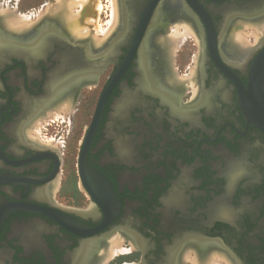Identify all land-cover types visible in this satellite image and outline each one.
Wrapping results in <instances>:
<instances>
[{
	"label": "flooded vegetation",
	"instance_id": "af4514ba",
	"mask_svg": "<svg viewBox=\"0 0 264 264\" xmlns=\"http://www.w3.org/2000/svg\"><path fill=\"white\" fill-rule=\"evenodd\" d=\"M118 3L95 52L48 20L24 37L0 31V264H93L114 232L143 250L140 264H175L193 240L264 264V130L239 103L264 45L239 60L223 48L230 24L264 13V0ZM180 16L202 40L196 94L158 76L152 41ZM181 58L177 72H189ZM68 90L75 108L92 107L76 169L44 139L56 128L37 130Z\"/></svg>",
	"mask_w": 264,
	"mask_h": 264
},
{
	"label": "bare ground",
	"instance_id": "6f19581e",
	"mask_svg": "<svg viewBox=\"0 0 264 264\" xmlns=\"http://www.w3.org/2000/svg\"><path fill=\"white\" fill-rule=\"evenodd\" d=\"M111 3V20L107 29L105 27V29H103L101 27L102 25L99 26L95 22L96 28L93 32L88 25L92 24V20L90 19V16H93L92 11L98 8L97 0H54L47 5L44 12L39 13L40 15L36 20H33L32 17L31 19L28 17L26 18V16H20L14 11H4L0 8V31L8 32L13 34V36L24 37L30 35L32 31L38 28L41 22L43 23L48 20L51 25L56 28V32L60 31V34L71 44H90L92 51L95 52L106 44L119 20L117 9V5L119 4L118 0H111ZM91 4L93 5L91 6ZM191 21L192 20L184 16H180L179 19H174L172 35L165 36L164 33H159L152 41V46L157 52L156 59L160 83L174 91L180 90L181 88L186 90L189 86L196 87V85L199 84V56H195V63H193L194 65L191 67L190 73L185 77H182V75L177 72L178 70L173 67L176 51L182 44L183 39L187 36H192L195 39L199 51L202 48V40L195 25H193ZM249 35L255 37V44H252L248 40ZM263 45L264 13L256 15L253 18L239 17L235 19L230 24L229 30L223 40L225 54L238 60L240 57L248 58L257 48ZM62 92L61 98L58 97V100L56 99L57 102L50 104V108L46 113L41 115L42 117H40V119L47 115L50 116L53 111H58L57 116L59 117L60 115L64 117V119L72 113L75 108L76 91L68 90ZM194 93H197V89ZM38 127L39 125H37V129H39ZM126 241H130L132 249L140 248L128 234L120 232L115 239H108L102 242L93 264H106L117 256V254L125 253L127 250L124 249L123 245ZM222 262L225 264H236L233 257L218 245L206 244L200 240H193L182 249L175 264H222Z\"/></svg>",
	"mask_w": 264,
	"mask_h": 264
},
{
	"label": "rangeland",
	"instance_id": "374dc122",
	"mask_svg": "<svg viewBox=\"0 0 264 264\" xmlns=\"http://www.w3.org/2000/svg\"><path fill=\"white\" fill-rule=\"evenodd\" d=\"M53 1L54 0H0V8H2L4 11H10L11 10V11L16 12L20 16H23V17L26 16V18L28 17L30 19L32 17L33 20H36V19H38L39 15H40L39 13L44 12L47 5L49 3H52ZM93 1H95V0H93ZM97 1H98V4H97L98 8H95V10L92 11L93 16H90V19L92 20V24H88L90 26L91 31H93V30L95 31V28H96L95 22L99 26L102 25L101 27L103 29H105V28L107 29L109 27L108 24L111 20V12H112L111 0H97ZM92 5L93 4H91V6ZM172 30H173V28H172ZM172 30H169L167 32L168 36L172 35ZM249 36H248V40L252 44H255V37L252 35H249ZM194 42H195V39L192 36H187L186 38L183 39L182 44L180 45V47L176 51L177 56L181 52L183 53V58H181V59L184 61V63H186L187 65L192 64L190 66V70H191V67H193V65H194L193 63H195L194 60L197 57V56L191 57V53H194V46H193ZM198 51L199 50H197V48H196L195 53H198ZM190 58H191V60H190ZM176 64H177V61L175 60L173 63V67L175 69L177 68ZM189 73L190 72H182L181 75H182V77H185ZM189 89H190V91H192V93H194L197 88L195 86H189ZM90 94H93V92ZM91 111H92V107L90 106V103L88 104V103H84V102L82 103V105H80V104H79V106L77 105L76 108H74L72 113H70L66 119H63V117L60 115L58 117L57 116L58 111L57 112L53 111L50 116L47 115V116L43 117L44 119L43 118L40 119L39 127H38L39 129H37L40 131V132H38V134L42 135V134H46L45 130L47 128H52V127L56 128V129H54L55 134L50 136L52 138H48V139L44 138V139L48 143L54 142L55 146L57 145L58 148H61L64 151H65V149L67 151H69L70 157L73 158L72 165H74L75 169H76L75 166L77 164L79 144H80L82 137H83V134H84V132L81 131V128H82V126L86 127L88 125V120L91 117ZM53 114L56 116H54ZM86 119H87V121H86ZM49 125H51V126H49ZM64 146H66V148ZM119 233L120 232L112 233L109 236L110 238H108V239H110V240L115 239L119 235ZM123 247L129 253L127 251L125 253H119V254H117V256H115L113 259H111L106 264H140V262L143 261V250H139V248L138 249L137 248L132 249V244L129 241H126L124 243ZM222 264H225V263L222 262Z\"/></svg>",
	"mask_w": 264,
	"mask_h": 264
},
{
	"label": "water",
	"instance_id": "95a60500",
	"mask_svg": "<svg viewBox=\"0 0 264 264\" xmlns=\"http://www.w3.org/2000/svg\"><path fill=\"white\" fill-rule=\"evenodd\" d=\"M239 103L246 119L264 130V50L251 66L249 81L242 87Z\"/></svg>",
	"mask_w": 264,
	"mask_h": 264
}]
</instances>
